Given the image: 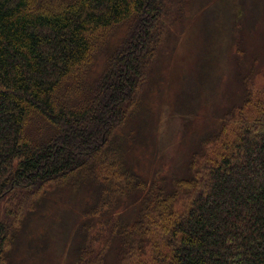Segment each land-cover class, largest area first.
Segmentation results:
<instances>
[{
    "label": "trees",
    "instance_id": "16d2710c",
    "mask_svg": "<svg viewBox=\"0 0 264 264\" xmlns=\"http://www.w3.org/2000/svg\"><path fill=\"white\" fill-rule=\"evenodd\" d=\"M166 9L167 0H0V264L13 263L7 251L16 234L2 203H31L54 184L75 186L78 214L91 217L73 264H109L112 257L113 264H264V90L217 116L173 186L157 181L141 194L144 216L122 224L110 214V224L103 222L102 214L121 203L117 196L143 189L121 154L147 139L134 143L114 133L149 78L151 48L160 43L153 31L172 22ZM125 23L119 47L93 82L94 52ZM182 200L186 212L174 216ZM150 217L169 218L166 236L136 235L134 225ZM89 228L106 230L99 248Z\"/></svg>",
    "mask_w": 264,
    "mask_h": 264
},
{
    "label": "rangeland",
    "instance_id": "374dc122",
    "mask_svg": "<svg viewBox=\"0 0 264 264\" xmlns=\"http://www.w3.org/2000/svg\"><path fill=\"white\" fill-rule=\"evenodd\" d=\"M181 1L183 6L178 7L175 0H167L172 22L168 29L161 24L153 31L160 38L159 45L151 48L156 57L154 65L147 70L149 78L143 79L134 100L124 107L127 118L119 134V128L114 133L119 138L131 135L134 143L147 139L144 145H133L129 140L133 148L127 146L121 154L126 171L142 183L143 189L139 186L137 196L125 192L117 196L121 203L102 214L105 223L110 214L118 217L115 222L122 219V224L135 221L142 211L144 216L145 206L137 207L142 204L141 194L157 181L172 185L176 172L188 171L193 156L203 149L204 144H198L211 132L217 116L223 117L242 99L244 103L252 91L264 90V0ZM127 27L125 23L109 30L94 52L87 69L93 82L99 80L108 53L119 47ZM206 115L214 119L207 120ZM232 128L233 123L229 132ZM76 190L75 186L70 190L54 184L37 191L31 203L23 202L19 207L2 203L16 232L15 248L7 251L12 264H73L81 229L91 221L76 210L80 198ZM62 198L69 204L59 203ZM183 201L176 204L174 216L186 212ZM138 224L134 225L136 235L144 232L163 238L171 223L169 218L150 217L143 226ZM104 232L94 234L89 228L90 237L96 240L94 248L101 246L97 239ZM31 246L37 250L32 251ZM149 249L146 246L145 251ZM108 261L113 264L115 259Z\"/></svg>",
    "mask_w": 264,
    "mask_h": 264
}]
</instances>
